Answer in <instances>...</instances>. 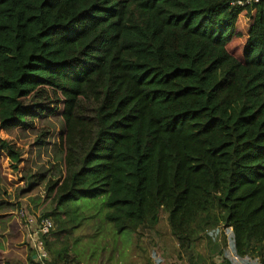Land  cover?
<instances>
[{"label": "trees", "instance_id": "obj_1", "mask_svg": "<svg viewBox=\"0 0 264 264\" xmlns=\"http://www.w3.org/2000/svg\"><path fill=\"white\" fill-rule=\"evenodd\" d=\"M236 1L0 0V152L13 170L21 154L5 135L43 111L26 101L62 104L64 175L47 183L42 217L104 197L118 232L152 229L163 210L182 249L222 226V264L226 248L264 264V0ZM19 226L5 255L15 238L41 264Z\"/></svg>", "mask_w": 264, "mask_h": 264}, {"label": "rangeland", "instance_id": "obj_2", "mask_svg": "<svg viewBox=\"0 0 264 264\" xmlns=\"http://www.w3.org/2000/svg\"><path fill=\"white\" fill-rule=\"evenodd\" d=\"M249 25V17L240 15L237 29L242 38L234 40L229 49L235 46L236 53L241 52ZM26 103H38L43 111L33 119L27 118V126H21L12 135H5L11 147L21 154L17 171L0 152V190L7 192L11 203L10 207L0 210V214L6 213V220L12 217L8 225L0 217V264H26L28 250L17 242L18 239L14 238L10 243H13L15 254L21 253L22 262L1 253L8 248L6 233L9 231L8 234L13 236L25 218H38L49 213L54 202L46 196L47 183L64 175L63 155L58 148L64 132L61 102L49 94L44 100L34 98ZM103 203L104 197L79 199L61 207L57 217H50L54 230L46 240L51 263L64 264V259H57V253L66 251V261L73 260L76 264H217L221 242L224 239L227 242L229 238V232L220 226L200 234L192 247L184 250L171 235L163 210L159 213V223L152 229L141 227L134 233L118 232L105 220L107 210ZM17 215L20 216L19 225L13 224V221L19 223Z\"/></svg>", "mask_w": 264, "mask_h": 264}, {"label": "built area", "instance_id": "obj_3", "mask_svg": "<svg viewBox=\"0 0 264 264\" xmlns=\"http://www.w3.org/2000/svg\"><path fill=\"white\" fill-rule=\"evenodd\" d=\"M260 1L261 0H238L232 2L231 6L244 7L245 5L258 4ZM22 229L25 242L32 251L34 260L41 264L49 263L50 257L45 245V239L48 238L52 230H54L52 220L45 217H27L23 221Z\"/></svg>", "mask_w": 264, "mask_h": 264}, {"label": "crops", "instance_id": "obj_4", "mask_svg": "<svg viewBox=\"0 0 264 264\" xmlns=\"http://www.w3.org/2000/svg\"><path fill=\"white\" fill-rule=\"evenodd\" d=\"M4 224L5 223H7V225L8 224H11V221L8 223L7 221H6V219H4ZM8 232L9 231H7V233H6V236H7V241L9 240L8 239V236H10L9 234H8ZM229 232V231H228ZM14 233H15V231H14ZM228 241V240H227ZM228 245V244H227ZM226 245V246H227ZM226 250L228 251V258L230 259H232V261H231V263L232 264H245V262H244V260H242V259H239V258H236L230 251H229V248H226ZM8 252V248H6L4 251H3V253L5 254V253H7ZM17 255H21V253H19V254H15L14 253V258H10V259H16V257H17ZM248 261V263L249 264H261V263H259V261H257L256 259H254V260H250V259H248L247 260ZM215 262V261H214ZM216 262H217V264H222V262H223V257L221 256V255H219L218 256V258H217V260H216ZM198 264H200V263H198Z\"/></svg>", "mask_w": 264, "mask_h": 264}, {"label": "water", "instance_id": "obj_5", "mask_svg": "<svg viewBox=\"0 0 264 264\" xmlns=\"http://www.w3.org/2000/svg\"><path fill=\"white\" fill-rule=\"evenodd\" d=\"M33 259H34V257H33Z\"/></svg>", "mask_w": 264, "mask_h": 264}]
</instances>
